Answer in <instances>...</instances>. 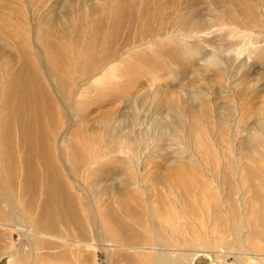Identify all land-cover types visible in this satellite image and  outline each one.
<instances>
[{
    "label": "rangeland",
    "instance_id": "rangeland-1",
    "mask_svg": "<svg viewBox=\"0 0 264 264\" xmlns=\"http://www.w3.org/2000/svg\"><path fill=\"white\" fill-rule=\"evenodd\" d=\"M120 12L115 49L92 86L86 85L79 98L83 108L68 112L62 105L63 129L67 141L86 149L88 160L96 153L94 167L121 164L126 172L120 173L130 178L118 188L148 200L128 196L119 203L106 196L92 213L126 222L147 246L156 245L149 223L171 219L169 240L198 252L194 264H237L216 248L235 243L242 250L253 242L247 226L241 234L237 227L245 216L243 203L264 192V0H0V64L19 66V46H25L47 74V41L71 44L80 34L79 44L65 50L72 71L87 69L82 52L90 27L103 25L97 56ZM115 64L134 75L133 90L123 94L108 83L107 69ZM96 176L110 186L105 172ZM168 183L183 197L170 198L162 214H155L167 202L156 193H166ZM214 198L221 217L213 225L206 216ZM228 207L241 214L227 213ZM156 232L163 240L170 234ZM111 248L96 251V264H148L146 254ZM255 249L264 251V245Z\"/></svg>",
    "mask_w": 264,
    "mask_h": 264
},
{
    "label": "bare ground",
    "instance_id": "bare-ground-1",
    "mask_svg": "<svg viewBox=\"0 0 264 264\" xmlns=\"http://www.w3.org/2000/svg\"><path fill=\"white\" fill-rule=\"evenodd\" d=\"M115 18L111 21L109 34H105L106 45L97 56L93 53L103 33V25L98 23L94 28L90 27L91 35L85 40L88 46H84L82 52V56L88 57L87 69L72 71L65 50L70 46L73 50L79 44L80 34H74L78 43L47 41V58L51 65L47 74L25 46H19V66L0 64V259L5 257L8 264H96V251L114 252L112 246L133 249L136 255L137 252L146 254L148 264L196 263L198 252L179 245L177 239L169 240L174 235L171 219L149 223L148 228L152 232L148 234L156 245L147 246L141 244L139 233L126 222L94 215L92 212L99 209L106 196L119 203L128 196L136 197L134 202L148 198L139 195L138 191L118 188L130 178L120 173L121 170L126 172L121 164L105 162L94 167L96 153L93 151L88 160L84 147L70 137L68 141L66 139L61 107L64 105L68 112L83 108V101L79 98L86 91V85L92 86L90 82L96 80L98 69L109 60L115 49V36L123 18L121 12ZM9 70L11 72L6 77ZM107 70L106 74L112 77L108 83H115V90L125 94V90H133L137 85L134 75L126 68L115 64ZM127 74L129 77H125ZM46 75L51 77L50 83ZM135 125L132 124L133 127ZM118 139L123 141L120 136ZM131 147L135 146L132 144ZM101 172L110 178V186L103 185V180L96 176ZM224 178L222 174L220 182ZM175 186L170 183L166 193H156L160 195L158 200L167 202L156 206L155 214L161 215V209L175 195L182 199L181 189L177 191ZM214 200L211 214L206 216L212 218L213 225L221 217L218 211L221 204L216 198ZM243 209L245 216L240 219L238 234L247 226L248 236H252L253 242L244 243L246 248L242 250H238L241 246L235 243H226V247H218L216 252L224 256L232 254L237 258V264H264V251L255 249L264 245V192H256L248 203H243ZM227 210V213L241 214V211L229 207ZM211 224L207 226L211 227ZM160 230L169 231L165 240L156 232ZM15 234L18 241H15ZM48 258H53L52 262L46 261ZM129 258L127 255L125 260Z\"/></svg>",
    "mask_w": 264,
    "mask_h": 264
}]
</instances>
